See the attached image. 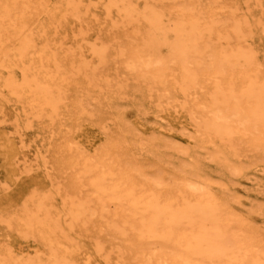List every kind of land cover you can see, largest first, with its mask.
I'll return each instance as SVG.
<instances>
[{
	"label": "bare ground",
	"instance_id": "bare-ground-1",
	"mask_svg": "<svg viewBox=\"0 0 264 264\" xmlns=\"http://www.w3.org/2000/svg\"><path fill=\"white\" fill-rule=\"evenodd\" d=\"M241 1L112 0L114 39L93 53L128 84L142 82L186 111L196 131L218 145L216 154L230 148L239 158L253 153L262 164L264 27ZM58 15L67 18L60 0H0V128H7L0 130V151L21 174L29 171L32 123L25 103L20 111L14 99L33 93L59 104L51 85L60 66L57 73L43 60L38 67L29 55L50 51V42L38 46L47 31L35 28ZM100 73L90 76L92 84ZM221 160L237 174L249 165ZM149 171L111 143L71 151L65 183L47 177L13 186L9 177L0 197V222L8 227L0 264H76L62 246L74 243L77 227L95 233L89 264L96 257L103 264H264V239L219 202L210 183ZM32 226L41 228L33 233Z\"/></svg>",
	"mask_w": 264,
	"mask_h": 264
},
{
	"label": "rangeland",
	"instance_id": "rangeland-1",
	"mask_svg": "<svg viewBox=\"0 0 264 264\" xmlns=\"http://www.w3.org/2000/svg\"><path fill=\"white\" fill-rule=\"evenodd\" d=\"M60 1L62 9L67 10V18L61 20L58 15L50 19L51 15L35 28L38 33L47 31L42 39L39 37L38 46L41 48L50 42V51L43 55L29 54L35 57L38 67L41 60L55 73L60 66L62 73L51 85L60 102L53 107L33 93L26 95L25 100L14 99L20 111L25 103L26 119L32 123L27 137L32 142L26 153L29 171L16 172L10 157L0 151V197L5 196L9 177L13 186L47 177L65 183L71 151L74 155L89 153L114 143L149 172L160 169L202 177L212 185L219 202L240 214L246 227L264 239V162L260 164L253 153L239 158L230 148L216 154L218 145L196 131L186 111L142 82L128 84L113 63L101 62L93 48L109 45L114 39L111 18L117 12L112 0H73L71 5L68 0ZM241 2L245 12L260 18L264 27V0ZM79 68L83 70L79 72ZM93 72L101 73L92 84ZM80 97L82 104H79ZM221 157H230L241 164L247 161L249 165L237 174ZM40 228L32 226L31 230L35 233ZM7 232V225L0 222V246L7 240ZM70 235L74 243L69 249L63 245L62 251L68 250L67 255L74 258L76 264H89L85 259L94 243V231L77 227ZM31 240L35 246L37 241ZM34 250H27L29 256ZM92 261L103 264L101 258Z\"/></svg>",
	"mask_w": 264,
	"mask_h": 264
}]
</instances>
